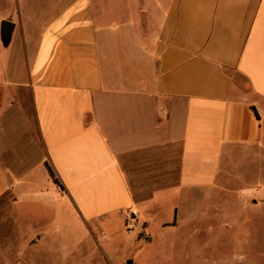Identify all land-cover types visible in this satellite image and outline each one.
I'll list each match as a JSON object with an SVG mask.
<instances>
[{
    "label": "crops",
    "instance_id": "obj_1",
    "mask_svg": "<svg viewBox=\"0 0 264 264\" xmlns=\"http://www.w3.org/2000/svg\"><path fill=\"white\" fill-rule=\"evenodd\" d=\"M143 1L148 27L127 0H0V199L21 223L136 211L150 242L167 198L166 226L199 219L230 155L262 163L264 0Z\"/></svg>",
    "mask_w": 264,
    "mask_h": 264
},
{
    "label": "rangeland",
    "instance_id": "obj_2",
    "mask_svg": "<svg viewBox=\"0 0 264 264\" xmlns=\"http://www.w3.org/2000/svg\"><path fill=\"white\" fill-rule=\"evenodd\" d=\"M127 6V14L148 27L146 3L127 0ZM227 159L213 199L202 204L204 216L166 226L173 219L169 197L164 213L149 222L150 242L147 232L134 238L139 230L128 231L121 222L104 233L79 219L52 222L31 214L21 223L18 206L3 197L0 264H264V154L262 163L240 151Z\"/></svg>",
    "mask_w": 264,
    "mask_h": 264
},
{
    "label": "water",
    "instance_id": "obj_3",
    "mask_svg": "<svg viewBox=\"0 0 264 264\" xmlns=\"http://www.w3.org/2000/svg\"><path fill=\"white\" fill-rule=\"evenodd\" d=\"M15 29V24L11 21L4 20L1 26V41L4 47H8L13 38V32ZM127 264H133V260H128Z\"/></svg>",
    "mask_w": 264,
    "mask_h": 264
},
{
    "label": "built area",
    "instance_id": "obj_4",
    "mask_svg": "<svg viewBox=\"0 0 264 264\" xmlns=\"http://www.w3.org/2000/svg\"><path fill=\"white\" fill-rule=\"evenodd\" d=\"M139 225V218L136 211H131L127 220L125 221V228L128 231H134Z\"/></svg>",
    "mask_w": 264,
    "mask_h": 264
},
{
    "label": "trees",
    "instance_id": "obj_5",
    "mask_svg": "<svg viewBox=\"0 0 264 264\" xmlns=\"http://www.w3.org/2000/svg\"><path fill=\"white\" fill-rule=\"evenodd\" d=\"M49 172H50V176L54 179V181H55L57 184H59L58 179L56 178L54 172H53L50 168H49Z\"/></svg>",
    "mask_w": 264,
    "mask_h": 264
}]
</instances>
